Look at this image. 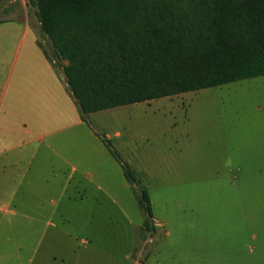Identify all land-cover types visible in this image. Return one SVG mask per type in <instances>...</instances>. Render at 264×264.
<instances>
[{
    "label": "rangeland",
    "instance_id": "rangeland-1",
    "mask_svg": "<svg viewBox=\"0 0 264 264\" xmlns=\"http://www.w3.org/2000/svg\"><path fill=\"white\" fill-rule=\"evenodd\" d=\"M35 42L50 51L30 0H0V123L7 114L3 125L15 132L4 146L23 144V169L40 161L68 177L76 168L89 200L59 202L34 223L0 197V264H127V233L136 237L128 264H264V76L89 114L78 125L63 61L53 72ZM102 140L132 169L136 192H148L153 234L141 228L133 190L112 180L98 192L83 180L107 151ZM34 150L51 158L30 161ZM45 230L56 247L35 253Z\"/></svg>",
    "mask_w": 264,
    "mask_h": 264
},
{
    "label": "trees",
    "instance_id": "trees-1",
    "mask_svg": "<svg viewBox=\"0 0 264 264\" xmlns=\"http://www.w3.org/2000/svg\"><path fill=\"white\" fill-rule=\"evenodd\" d=\"M81 120L89 114L264 76V0H30ZM39 46V45H38ZM40 47V46H39ZM153 234L149 194L136 192Z\"/></svg>",
    "mask_w": 264,
    "mask_h": 264
},
{
    "label": "crops",
    "instance_id": "crops-1",
    "mask_svg": "<svg viewBox=\"0 0 264 264\" xmlns=\"http://www.w3.org/2000/svg\"><path fill=\"white\" fill-rule=\"evenodd\" d=\"M35 43L38 46L37 42ZM43 57L49 64L52 71L55 72L56 70L52 67V65L48 62L44 55ZM66 64L67 62L63 61V65ZM62 82H64L63 84L67 92H69L64 80V76ZM68 95L72 99L70 93H68ZM6 118L7 114L0 123V197H8V200H10V202L17 203L18 207L20 208L19 214L18 212L17 214L15 212H13L12 214H15L16 216L19 215V221L39 223L42 222L43 219L47 217L51 218L55 215V207L59 202L81 204L85 203L86 200H89V196L87 193L88 186L83 184V182L79 180V178L75 179L73 177L74 173H76L77 171L76 168L73 169L68 177H63L61 175L60 169L47 167L40 161H38L39 164L35 165V167H33L32 169H23L22 163L25 160V154L21 150L23 144L14 145L12 148H5L4 146V142H6L8 136H10L11 134H15V132L11 131L9 127L3 125V122L6 123L4 121ZM79 119L80 121L78 125L84 122L81 120L80 114ZM53 153L56 157V152ZM40 157H47V159L51 158V156L48 155L47 151L41 152L40 150H34L33 153H31L30 161ZM94 160L95 161L93 162H96L94 163V166L88 165L82 175L83 180L87 184L91 185L92 187L94 186L95 189L100 192L104 189V185H106L107 182L116 180L119 184L118 186L120 187V189L129 191L132 194V187L124 177L121 166L110 155L108 150L106 152H100L98 158H94ZM122 161L125 162L123 159ZM109 185V189L113 187L112 184ZM20 189H22L26 193H23L20 195L21 197L16 198V195L18 194V191ZM10 190L14 191L10 192ZM69 190H81L84 192H82L80 198L77 199L78 195L76 196L75 194L73 195L72 193H69ZM56 192L59 195L57 199L53 196ZM97 197L98 195H94V197L91 198L92 201L90 202L92 205L98 204ZM110 199H112L113 202H117V200L113 198ZM93 212L94 210L92 209L90 211V218L93 217ZM50 234L51 233H49V231L47 230L42 231L38 234L39 237L37 246L34 249L35 253H40L42 250L47 251L45 249H48L49 251L55 249L56 246L54 242H51V237L53 236H51ZM53 235L56 236L55 233H53ZM127 237L129 239L131 248L130 252L126 254V261H128L129 263L132 252L134 251L136 237L135 233H127ZM88 245L90 247L88 250L90 253L98 251V248L90 243V241L87 242V247ZM52 261H55V259L52 258Z\"/></svg>",
    "mask_w": 264,
    "mask_h": 264
}]
</instances>
